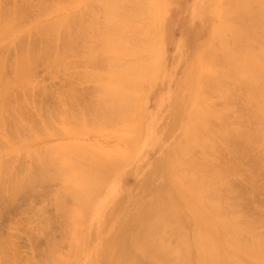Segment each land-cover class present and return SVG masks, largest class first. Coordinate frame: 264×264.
I'll list each match as a JSON object with an SVG mask.
<instances>
[{
    "label": "rangeland",
    "instance_id": "374dc122",
    "mask_svg": "<svg viewBox=\"0 0 264 264\" xmlns=\"http://www.w3.org/2000/svg\"><path fill=\"white\" fill-rule=\"evenodd\" d=\"M120 1L111 21L106 0H0V68L22 105L0 102V264H112L135 240L130 264H200L199 231L219 264H264V0ZM134 3L137 37L120 20ZM165 192L177 220L151 206Z\"/></svg>",
    "mask_w": 264,
    "mask_h": 264
},
{
    "label": "bare ground",
    "instance_id": "6f19581e",
    "mask_svg": "<svg viewBox=\"0 0 264 264\" xmlns=\"http://www.w3.org/2000/svg\"><path fill=\"white\" fill-rule=\"evenodd\" d=\"M106 1H107L106 5L109 6V11H108V10H107V11H108V13L110 12V15H111V16H110V15L108 14V15H109V19L112 21L113 17H116V16H117L116 14H118V16H119V13H115L114 9H116V8L120 5L119 3L122 2V1L118 0L119 3H118L116 0H106ZM131 1H132V0H131ZM133 1H134V0H133ZM143 1H144V0H143ZM146 1H147L146 3H148V1H150V0H146ZM226 1H227V0H226ZM230 1H231V0H230ZM230 1H229V2H230ZM243 1H244V0H242L241 2H243ZM260 1H261V0H260ZM262 1H263V0H262ZM129 2H130V1H129ZM135 2H136V1H135ZM220 2H221V0H220ZM245 2H246V0H245ZM245 2H243L242 4H244ZM263 2H264V1H263ZM263 2H262V3H263ZM81 3H82V2H81ZM81 3H80V4H81ZM85 3H86V2H85ZM87 3H89V2H87ZM140 3H142V2L140 1ZM140 3H138L139 6L141 5ZM254 3H255V2H254ZM257 3H258V2H257ZM259 3H260V2H259ZM262 3L259 4L261 7H262ZM102 4H104V3L102 2ZM117 4H119V5H117ZM128 4H129V3H128ZM130 4H132V3H130ZM134 4H135V3H134ZM138 4H135V5L138 6ZM240 4H241V3H240ZM242 4H241V7H244V5H242ZM247 4H248V1H247ZM132 5H133V4H132ZM132 5H131V6H132ZM142 5H143V4H142ZM245 5H246V3H245ZM103 6H104V5H103ZM103 6H102V7H103ZM108 6H107V7H108ZM137 6H136L135 9L133 10V12L131 11L132 13H131V12H130V13H126V15H124V17L126 16L127 18H120V20H121V19L124 20V21H125V19L128 20V19H129L128 16H129L130 14L132 15L136 9H137V10H138V9L140 10V9L143 8V7L140 8L139 6H138L139 8H137ZM263 6H264V3H263ZM104 7H105V6H104ZM219 7H220V6H219ZM145 8H146V7H145ZM263 8H264V7H263ZM263 8H262V9H263ZM107 9H108V8H107ZM127 9H128V8H127ZM143 9H144V8H143ZM221 9H222V8H221ZM120 10H121V9H120ZM120 10H119V12H120ZM125 11H126V10H125ZM116 12H118V8H117ZM128 12H129V11H128ZM140 12L142 13V10H141ZM140 12H139V11H138V12L136 11V13L133 15V16H134V17H133V18H134V21H133V22H130V21H131L130 19L133 20V18H130V19H129V22L126 21V23H125L124 21H122V23H123V22H124L125 24L128 23L127 25H124V24H123L124 27L122 26L123 28H125L126 31L130 32V33H128V34H132V33H133L134 36L137 35V34H136V30H137V28H135V26L138 27V25H140V24L142 23V21H143L142 19L139 20V19H140L139 16L136 17V15L139 14ZM223 12H224V10H223ZM223 12H221V13H223ZM225 12H226V11H225ZM105 13H106V12H105ZM141 13H140V14H141ZM221 13H220L219 15H221ZM113 14H115L116 16H113ZM122 14H123V12H122ZM131 15H130V17H132ZM224 15H226V14L223 13V14L221 15V17L224 16ZM112 16H113V17H112ZM118 16H117V17H118ZM120 16H122V15H120ZM217 16H218V15H217ZM111 17H112V18H111ZM140 17H141V16H140ZM137 18H138V22H139V24H138L137 22H135V20L137 21ZM141 18H142V17H141ZM115 19H116V18H115ZM220 19H221V18H220ZM117 20H119V19L117 18ZM140 21H141V23H140ZM2 22H3V21H2ZM2 22H1V23H2ZM113 22H114V20H113ZM122 23H119V25H120V24L122 25ZM218 23H219V22H218ZM136 24H138V25H136ZM142 24H143V23H142ZM142 24H141V26H142ZM226 24H228V23H226ZM121 25H120V26H121ZM218 25H219V24H218ZM218 25H217V26H218ZM224 25H225V24H224ZM59 26H60V25H59ZM107 26H108V25H107ZM126 26H127V28H129V27H133V28H131V29H126ZM221 26H222V24H221ZM221 26H218L217 28L219 29V27H221ZM114 27H115V26H114ZM62 28H63V27H62ZM213 28H214V27H213ZM215 28H216V26H215ZM107 29H108V28H107ZM107 29H105V30H107ZM109 29H110V28H109ZM133 29H136V30H133ZM218 29H217V30H218ZM221 29H222V28H221ZM221 29H219V30H221ZM113 30H114V28H112V31H113ZM116 30H118V29H115L114 31H116ZM119 30H120V29H119ZM129 30H130V31H129ZM131 30H133V31H135V32H133V31L131 32ZM138 30H139V29H138ZM217 30L215 29V31H217ZM219 30H218V32H220ZM226 30H227V29H226ZM232 30H233V29H232ZM51 31H52V30H51ZM109 31L112 32L111 29H110ZM152 31H153V30H152ZM233 31H234V30H233ZM49 32H50V31H49ZM106 32H107V31H106ZM106 32H105V33H106ZM116 32H117V31H116ZM124 32H125V31H124ZM112 33H113V32H112ZM120 33H122V29H121ZM125 33H126V32H125ZM235 33H236V32H235ZM133 34H132V35H133ZM216 34H217V33H216ZM108 35H109V34H108ZM116 35H117V33H116ZM122 35H125V34L122 33ZM238 35H239V33H238ZM112 36H114V35H112ZM128 36L130 37V35H128ZM134 36H133V38L135 39ZM235 36H236V35H235ZM115 37H117V36H115ZM124 37H125V36H124ZM136 37H137V36H136ZM105 38H106V37H105ZM110 38H111V36H110ZM118 38H120V37L118 36ZM125 38H127V35H126ZM222 38H223V37H222ZM106 39H107V38H106ZM120 39H121V38H120ZM130 39H131V38H130ZM134 39H133V41H135ZM109 40H110V39H109ZM116 40H118V39L116 38ZM127 40H128V39H126L125 42H126ZM104 41H105V40H104ZM111 41H112V39H111ZM111 41H110V43H109L108 41H107V42H108L109 44H115V46L117 45L115 42H114V43H111ZM113 41H115V38H114V37H113ZM118 41H119V40H118ZM130 41H131V40H130ZM120 42H121V41H120ZM125 42H124V44H125ZM117 43H118V42H117ZM127 43H128V42H127ZM104 44H105V42H104ZM120 44H121V43H120ZM148 44H150V42L147 43V47H148V49H149L150 46H148ZM125 45H127V44H125ZM131 45H134V46H135L136 43H135V44H131ZM121 46H122V45H121ZM129 46H130V45H129ZM129 46H127V47H129ZM134 46H133V47H134ZM137 46H138V45H136V47H137ZM139 46H140V45H139ZM106 47H108V44L106 45ZM110 47H111V46H110ZM116 47H117V46H116ZM122 47H124V46H122ZM140 47H141V46H140ZM140 47H139V48H140ZM118 48H119V47H118ZM130 48H131V47H130ZM139 48H138V49H139ZM142 48H143V47H142ZM140 49H141V48H140ZM144 49H145V48H144ZM124 50H126V49H124ZM132 50H133V49H132ZM132 50H131V51H132ZM142 50H143V49H142ZM117 51H118V50H116V52H117ZM120 51H123V50H120ZM126 51H127V50H126ZM126 51H125V52H126ZM129 51H130V50H129ZM139 51H141V50H139ZM143 51H145V50H143ZM143 51H141V52L143 53ZM0 52H1V51H0ZM116 52H115V53H116ZM118 52H119V51H118ZM123 52H124V51H123ZM133 52H136V49H135V51H133ZM146 52H147V51H146ZM146 52H145V53H146ZM113 53H114V52H113ZM245 53L247 54L248 51L245 52ZM250 53H251V55H252V52H249V56L247 55L248 59H245L246 54H243V55H245V56H243V62H245L244 66L247 68V70H249L250 67L252 68V66L255 67L254 65H256V64L259 63L258 60H257V61L255 60V59H257V58L251 56ZM121 54H122V52H121ZM124 54H125V53H124ZM129 54H131V53H129ZM135 54H137V52L134 53V55H135ZM0 55H1V54H0ZM134 55H131V56H133V57L135 58ZM147 55H148V54H147ZM117 56H118V55H117ZM121 56H122V55H121ZM137 56H138V55H137ZM119 57H120V55H119ZM125 57H126V56H125ZM127 57H129V56H127ZM249 57H250V58H249ZM251 57H252L253 59H252ZM2 58H3V56L1 55V61L5 60L4 58H3V59H2ZM115 58H116V57H115ZM254 58H255V59H254ZM116 60H117V59H116ZM245 60H246V61H245ZM134 61H135V60H134ZM140 61H141V58H140ZM202 61H203V60H202ZM253 61H256V62H258V63L253 62ZM17 62H18V61H17ZM17 62H16V63H17ZM130 62H131V65H132V64H133L132 61H130ZM130 62H129V64H130ZM138 62H139V60H138ZM138 62H137V60H136V63H137V64H138ZM3 63H4V62H3ZM5 63H6V62H5ZM136 63H135V64H136ZM0 64H1V63H0ZM18 64H19V63H18ZM18 64H16V65L18 66ZM20 64H21V63H20ZM3 65H4V64L0 65V67L2 68ZM16 65H15V67H17ZM141 65H142V64H141ZM6 66H7V65H6ZM21 66H22V65H21ZM24 66H25V65H24ZM127 66H128V65H127ZM129 66H130V65H129ZM9 67H11V66H9ZM15 67H13V65H12L11 68L14 69ZM18 67H19V66H18ZM135 67H136V66H135ZM245 67L242 68V69H243V70H242L243 73H244V71L246 70ZM1 68H0V102H3V103H4L5 106H4L3 108H5L6 110H7V109H8V110H9V109L13 110L12 108L16 106L17 108H16V107H15L16 109L14 108V113H16V111H17V112H19V113H18V115H19V114H20V111H21L20 108H21L22 105L20 104V105L17 106V103H16V105H15L14 103H15L16 101H14V102L11 101V103H13L12 105H11V103H10V100H11L13 97H14V99H16V97H17V96H14V95H15V91H14V90H15L16 88L13 87V85H15V84H12V86H10L11 83H13V82L10 83V82H9L10 80L6 79V73H3L2 70H1ZM20 68H21V67H20ZM27 68H28V67H27ZM131 68H133V67H131ZM251 68H250V69H251ZM13 69H12V70H13ZM15 69H16V68H15ZM15 69H14V70H15ZM23 69H24V68H23ZM23 69H21V70L23 71ZM28 69H29V68H28ZM113 69H114V68H113ZM252 69H253V68H252ZM17 70H18V69H16L15 71H17ZM26 70H27V69H26ZM26 70H24V71H26ZM30 70H31V69H30ZM110 70H111V69H110ZM20 72H21V71H20ZM30 72H31V71H30ZM109 72H110V71H109ZM117 72H119V71H117ZM122 72H123V71H122ZM130 72H131V71H130ZM209 72H210V71H209ZM247 72H248V71H246V73H247ZM14 73H15V72H14ZM18 73H19V72H18ZM28 73H29V72H28ZM124 73H125V72H124ZM124 73H123V74H124ZM15 74H16V73H15ZM19 74H20V73H19ZM22 74H23V73H22ZM26 74H27V73H26ZM24 75H25V73H24ZM111 75L113 76L112 73H111ZM244 75H245V74H244ZM13 76H16V78H17V76L19 77V75H13ZM22 76H23V75H22ZM118 76H120V75H118ZM122 76H123V75H122ZM122 76H120V77H122ZM124 76H127V75L124 74ZM203 76H204V75H203ZM25 77H26V76H25ZM209 77H210V76H209ZM12 78H13V77H12ZM21 78H22V77H21ZM27 78H28V77H27ZM110 78H111V77H110ZM122 78H123V77H122ZM201 78H203V77H201ZM23 79H24V78H23ZM113 79H115V78H113ZM117 79L119 80V78H117ZM7 80H8V81H7ZM14 80H15V79H14ZM110 80H111V79H110ZM120 80H121V79H120ZM129 80H130V79H129ZM4 81H5V85H4V83H2V82H4ZM15 82H16V81H15ZM204 82H205V81H204ZM9 83H10V85H9ZM116 83H117V81H116ZM118 83H119V82H118ZM121 83H122V82H121ZM125 83H126V82H125ZM127 84H128V83H127ZM127 84H126V85H127ZM131 84H132V82H131ZM201 84H202V83H201ZM116 85H117V84H116ZM122 85H123V84H122ZM204 85H205V84H204ZM204 85H202L203 88H204ZM206 85H207V84H206ZM123 86H125V85H123ZM23 87H24V86H23ZM34 87H35V86H34ZM118 87H119V86H118ZM118 87H117V88H118ZM14 88H15V89H14ZM19 88H20V87H19ZM19 88H18V86H17V90H18ZM25 88H26V87H25ZM110 88H111V87H110ZM123 88H124V87H123ZM13 89H14V90H13ZM112 89H113V88H112ZM112 89H111V90H112ZM115 89H116V88H115ZM119 89H120V88H119ZM121 89H122V88H121ZM21 90H22V89L20 88V91H21ZM26 90H28V92L30 91V89H26ZM26 90H25V91H26ZM31 91H33V90H31ZM31 91H30V93H31ZM122 91H123V89H122ZM23 92H24V88H23ZM18 93H19V91H18ZM18 93H17L16 95L19 96ZM26 93H27V92H26ZM115 93H116V91H115ZM119 93H120V91H119ZM119 93H118V95H119ZM122 93H123V92H121V94H122ZM28 94H29V93H28ZM123 94H124V93H123ZM200 95H202V93H201ZM29 96H31V95H29ZM111 96H112V95H111ZM111 96H110V97H111ZM118 97H119V96H118ZM121 97H122V96L120 95V98H121ZM123 97H124V96H123ZM205 97H206V96H205ZM113 98H115V97H113ZM113 98H111V99H113ZM120 98H119V99H120ZM31 99H32V98H31ZM111 99H110V100H111ZM117 99H118V98H117ZM122 99H123V98H122ZM122 99H120V100H122ZM120 100L118 101V103L120 102ZM125 100H126V99H125ZM18 101H19V100H18ZM113 102H114V101H113ZM113 102H112V103H113ZM115 102H116V101H115ZM123 102H124V100H123ZM28 103H29V101H28ZM125 103H126V102H125ZM204 103H205V102H204ZM31 104H32V103H31ZM31 104H30V105H31ZM120 104H121V103H120ZM205 104H208V103H205ZM0 105H1V104H0ZM2 105H3V104H2ZM14 105H15V106H14ZM25 105H26V104H25ZM112 105H114V104H112ZM12 106H13V107H12ZM122 106H124V104H122ZM114 107H115V106H114ZM192 107H195V106H192ZM112 108H113V107H112ZM116 108H117V107H116ZM34 109H35V108H34ZM195 109H196V112H195V113H194V111H192L194 114H198L199 112L203 113V112L201 111V107H200V106L196 107ZM6 110L3 109V112L6 111ZM11 110H10V111H11ZM22 111H23V110H22ZM8 112H9V111H8ZM24 112H25V111H23L22 114H23ZM26 112H27V111H26ZM32 112H33V110H32ZM1 113H2V112H1ZM6 113H7V112H6ZM190 113H191V112H190ZM24 114H25V113H24ZM24 114H23V115H24ZM1 115H2V114H1ZM11 115H12V114H11ZM14 115H15V114H14ZM16 115H17V113H16ZM25 115H26V114H25ZM27 115H30V113L28 114V112H27ZM27 115H26V116H27ZM19 116H20V115H19ZM19 116H17V117H19ZM10 117L13 118L12 116H10ZM196 117H197V116H196ZM196 117H195V118H196ZM198 117H199V116H198ZM202 117H203V115H202ZM202 117H201V118H202ZM14 118H15V117H14ZM14 118L11 119V120H12L11 123H12L13 126H14V125L16 126V125H17L16 123H17L18 121H17V119L14 120ZM19 118H20V117H19ZM22 118H23V117H22ZM195 118L193 119L194 121H192V122L190 123V126H191V124H192L193 122H196V121H197V119L195 120ZM203 118H204V117H203ZM205 118H206V117H205ZM11 120L8 119V122H7L6 124H9ZM198 120L200 121V118H199ZM201 120H202L201 122H198V121H197V122L200 123V124H202V123L204 122V120H203V119H201ZM5 122H6V121H5ZM189 122H190V121H188V124H189ZM18 123H19V122H18ZM20 123H21V122H20ZM198 123H196V124H197V125H200V124H198ZM21 124H22V123H21ZM188 124H187V125H188ZM0 125H1V124H0ZM197 125H196V127H197ZM207 125H208V124H207ZM15 126H14V127H15ZM193 126H195V125H193ZM200 126H202V125H200ZM200 126H198V127H200ZM20 127H22V126H20ZM196 127L192 128V126H191L192 131L195 129L194 132H192V131L188 128V130H189V131H188V132H189L188 134L192 133V135L190 134L189 137H190V136H193V135L195 136V134H196L197 131H198V129L196 130ZM4 128H5V126H4ZM6 128H7V127H6ZM15 128L17 129L18 127H15ZM16 129H15V130H16ZM199 129H201V127H200ZM202 129H203V127H202ZM1 131H2V129H1ZM1 131H0V132H1ZM7 131H8V130H7ZM190 131H191V132H190ZM195 132H196V133H195ZM4 134H5V133H4ZM8 134H9V133H8ZM188 134H187L186 136H188ZM6 135H7V133H6ZM196 136H197V135H196ZM208 136H209V135H208ZM203 137H204V136H203ZM191 138H192V137H191ZM207 139H208V138H207ZM190 140H191V139H190ZM194 140H195V138H194ZM197 140H199V139H197ZM205 141H206V140H205ZM183 142H184V141H183ZM186 142H187V141H186ZM195 142H196V141H195ZM188 145H190V142H189ZM184 146H185V145H184ZM178 147H179V146H178ZM189 147H190V146H189ZM193 147H194V146H193ZM180 148H183V146H180ZM180 148H179V149H180ZM184 148H186V147H184ZM181 150H182V149H181ZM85 153H86V152H85ZM86 155H87V154H85V155L83 154V155H81V157H80V159L83 160V161H82L83 163H84V161H86V160H85V157H84L83 159H82V157H83V156H86ZM88 156H90V155H88ZM88 156H86V159L88 158ZM91 156H92V155H91ZM102 158H104V157H102ZM94 159H95V158H94ZM181 159H182V157H181ZM91 160H92V158L90 159V162L93 161V160H92V161H91ZM87 161H89V160H87ZM87 161H86V162H87ZM102 161H103V160H102ZM80 162H81V161H80ZM90 162H89V163H90ZM108 162H109V161H108ZM112 162H113V161H112ZM199 162H200V161H199ZM204 162H205V161H204ZM204 162H203V163H204ZM72 163H73V162H72ZM77 163H79V162H77ZM87 163H88V162H87ZM87 163H85V165H86ZM106 163H107V162H106ZM75 164H76V163H75ZM75 164H74V166H75ZM90 164H91V163H90ZM92 164H93V163H92ZM92 164H91V166H92ZM94 164H96V159H95ZM97 164L100 165V167H101L102 169L104 168L103 166H101L102 163L99 164V162H97ZM97 164H96V165H97ZM68 165H69V164H68ZM72 165H73V164H72ZM72 165H71V164L69 165V167H68L69 170L78 167V165H76L75 167H74V166L71 167ZM81 165L83 166V164L80 163V166H81ZM87 165H89V164H87ZM103 165H104V164H103ZM109 166H110V165H109ZM112 166H113V165H112ZM70 167H71V169H70ZM97 167H99V166H97ZM87 168L89 169V167H87ZM105 168H107V167H105ZM108 168H109V167H108ZM113 168H114V167H113ZM193 168H194V167H193ZM197 168H198V167H197ZM64 169H66V168L64 167ZM78 169H79V172H80V168H78ZM89 170H90V169H89ZM92 170H93V169H92ZM92 170H91V171H92ZM107 170H108V169H107ZM151 170H152V169H151ZM194 170H195V169H194ZM84 171H85V170H83V172H84ZM110 171H111V170H110ZM155 171H157V170H155ZM155 171H154V172H155ZM67 172H69V171H66V173H67ZM72 172H73V171H72ZM86 172H89V171L87 170ZM103 172H104V171H103ZM106 172H107V171H106ZM106 172H105V173H106ZM150 172H151V171H150ZM84 173H85V172H84ZM89 173H91V175H88ZM89 173H88V174L85 173V174H84V175H85V179H82V180H84V181L86 182L85 184H87V183H90V184H91V183H92L91 185H93V183H95V182H99V181L101 180V182H100L99 184H102L101 187H103V183H105V181H106L105 178H104V177L102 178V176H100V177H99L100 179H99V178H97V176H98L97 174H96L97 176H95L94 173H92V172H89ZM105 173H104V174H105ZM81 174H82V172H81ZM156 174H157V173H156ZM68 175H70V173H68ZM154 175H155V174H154ZM157 175L159 176V174H157ZM82 176H83V175H82ZM80 177H81V176H80ZM159 177H160V176H159ZM106 178H107V177H106ZM211 178H212V177H211ZM73 179H74V178H73ZM79 179H80V178H79ZM75 180H76V179H75ZM96 180H98V181H96ZM199 180H200V179H199ZM199 180H197V182H198ZM202 180H203V179H202ZM77 181H78V180H77ZM160 181H161V180L159 179V183H160ZM203 181H204V180H203ZM203 181H202V182H203ZM81 182H82V181H81ZM199 182H200V181H199ZM106 183H107V182H106ZM106 183H105V185H106ZM159 183H158V184H159ZM200 183H201V182H200ZM85 184H83V185H85ZM95 184H96V183H95ZM97 184H98V183H97ZM195 184H197V183H195ZM204 184H205V182H204ZM81 185H82V184H81ZM78 186H79V185H78ZM89 186H90V185H88V187H89ZM157 186H158V185H157ZM198 186H199V185H198ZM83 187H84V186H83ZM85 187H86V185H85ZM91 187H92V186H91ZM95 187H96V186H95ZM98 187H99V186H98ZM200 187H201V186H200ZM203 187H205V186H203ZM80 188H81V187H80ZM80 188H77V189H80ZM86 188H87V187H86ZM86 188H85V189H86ZM190 188H191V187H190ZM201 188H202V187H201ZM85 189H84V190H85ZM89 189H90V188H89ZM91 189H92V188H91ZM91 189H90V191H91ZM96 189H97V190H96ZM96 189H95L96 191L100 192V191L98 190L99 188L96 187ZM87 190H88V189H87ZM92 190H93V189H92ZM157 190H158V189H157ZM80 191H82V190H80ZM102 191H103V190H102ZM102 191H101V192H102ZM159 191H160V190H159ZM73 192H74V191H73ZM76 192H77V190H76ZM78 192H79V191H78ZM78 192H77V193H78ZM93 192H95V191H93ZM93 192H90V193L88 192L89 194H88V195L86 194V196H85V195H84V194L86 193V190H85V193L83 194V196H82L81 193H78L76 196H78V195L81 194V195H80V196H81L80 201L82 202L84 199H85L86 201H88V199L91 198V197L93 196ZM198 192H199V191H198ZM107 194H108V193H107ZM158 194H159V192H158ZM91 195H92V196H91ZM108 195H109V194H108ZM159 196H160V195H159ZM203 196H204V195H203ZM74 197H75V196H74ZM78 197H79V196H78ZM78 197H76V198H78ZM106 199H107V196H106V195H103V197H102V202H104ZM84 202H85V201H84ZM86 203H87V202H86ZM168 203H169V204L172 203V199H171L170 196H168V193L165 192V195H164V193H163L160 197H158V199H156V200L154 201L153 205H151V206H155V211L157 212L158 216L162 214L163 216L165 215V217L167 216L168 218H171V219H173V220H175V219L177 220V210H176V207H175V206H174V207H173V206L170 207L171 204L169 205ZM184 203H185V202H184ZM187 203H188V202H187ZM88 204H90V203H88ZM84 205H87V204L84 203ZM87 206H88V205H87ZM81 207H82V204H81ZM192 207L194 208V206H192ZM79 209H80V207H79ZM150 209H151V208H150ZM179 209H180V208H179ZM86 210H87V209H86ZM146 210H148V209H146ZM13 211H14V210H13ZM196 211H198V210H196ZM210 211H211V210H210ZM212 211H213V210H212ZM212 211H211V212H212ZM214 211H215V210H214ZM79 212H82V214H83V213L85 214L86 211H85V212H83V211H79ZM149 212H150V210H149ZM151 212H152V211H151ZM156 212H155V213H156ZM179 212H180V210H179ZM187 213H188V212H187ZM215 213H217V212L215 211ZM80 214H81V213H80ZM179 214H180V213H179ZM7 215H8V214H7ZM201 215H202V214H201ZM145 216H146V215H145ZM147 216H148V214H147ZM154 216L156 217V214H155ZM145 219H147V218L143 217V220H145ZM154 219H155V218H154ZM147 220H148V219H147ZM147 220H146V221H147ZM166 220H167V219H166ZM152 221H153V219H152ZM80 222H82V221L80 220ZM161 222H162V221H161ZM167 222H169V220H167ZM170 222H171V221H170ZM203 222H204V221H203ZM149 223H150V221H149ZM151 223H152V222H151ZM151 223H150V224H151ZM141 224H142V223H141ZM159 224H160V223H159ZM179 224H180V223H179ZM157 225H158V224H157ZM157 225H156V223H153V225H150V227H151V229H152V227H154V226L157 227ZM164 225H165V224H164ZM139 226H141V225H139ZM139 226H138V227H139ZM143 226H144V225H142V227H143ZM219 226H220V225H219ZM150 227H149V228H150ZM136 228H137V227H136ZM136 228H135V230H136ZM225 228H226V227H225ZM230 228H232V227H230ZM8 229H9V227H8ZM10 229H11V228H10ZM137 229H138V228H137ZM219 229H221V228H219ZM14 230H15V228H14ZM132 230H133V229H132ZM142 230H143V229H142ZM210 230H211V229H210ZM228 230H229V229H228ZM231 230H232V229H231ZM231 230H230L229 232H231ZM235 230H236V229H235ZM11 231H13V230H11ZM15 231H16V230H15ZM221 231H222V230H221ZM232 231H233V230H232ZM129 232H131V231H129ZM139 232H140V231H139ZM143 232H144V231H143ZM233 232H234V231H233ZM239 232H240V231H239ZM137 233H138V232H136V234H137ZM140 233H141V232H140ZM204 233H205V232H200V231H199V233H198V232H197V233H194L195 236L197 235V237H198V238H195V237H194L195 240L197 239L195 245H193L194 242H192V245H193V246H196V250H195V251H196V255L199 254V257L197 256V260L200 261V262H199L200 264H219V261H218V253H217L218 250L215 248V245H214L212 239H210V237H208V236L205 235ZM224 233H225V232H224ZM9 234H10V233H9ZM11 234L13 235V232H11ZM133 234H134V230H133V232H132V235H133ZM136 234H134V235L136 236ZM138 234H139V233H138ZM147 234H148V233H147ZM201 234H202V235H201ZM203 234H204V235H203ZM206 234H207V233H206ZM231 234H232V233H231ZM139 235H140V234H139ZM182 235H183V234H182ZM198 235H200V236H198ZM9 236H10V235H9ZM135 236H134L133 238H135ZM140 236H141V235H140ZM142 236H143V235H142ZM145 236H146V235H145ZM145 236H143V237H145ZM206 236H207V237H206ZM231 236H232V235H231ZM137 237H138V236H137ZM146 237H147V236H146ZM183 237H184V236H183ZM9 238H10V237H9ZM133 238H132V240H133ZM138 238H139V237H138ZM140 238L142 239V237H140ZM194 238H193V239H194ZM5 239H7V238H5ZM141 239H140L141 242L144 241V240H143L144 238H143L142 240H141ZM181 239L183 240V238H181ZM184 239H185V238H184ZM225 239H226V238H225ZM195 240H194V241H195ZM6 241H7V240H6ZM8 241H9V240H8ZM145 241H146V240H145ZM180 241H181V240H180ZM191 241H192V240H191ZM233 241H234V240H233ZM132 242H133V241L130 242V246H128V248H129V247H131V248L133 247L132 249H135V251L137 250V251H136L137 253L139 252V251H138V248H139V250H140L141 248L144 247V245H141V246H140L136 240H135L134 245H133ZM183 242H185V241L183 240ZM183 242H181V243H183ZM144 243H145V242H144ZM144 243H141V244H144ZM186 243H187V242H186ZM232 243H233V242H232ZM4 244H5V243H4ZM131 245H132V246H131ZM181 245H184V244H181ZM185 245H186V244H185ZM187 245H189V244H187ZM234 245H235V243H234ZM0 246H1V245H0ZM11 246H12V245H11ZM235 246H237V245H235ZM6 247H7V244H6ZM13 247H14V246H13ZM73 247H74V246H73ZM140 247H141V248H140ZM181 247H182V246H181ZM183 247H184V246H183ZM183 247H182V251L184 252L185 250L183 249ZM189 247H190V246H189ZM184 248H185V247H184ZM73 249H74V248H73ZM73 249H72V251H73ZM132 249L129 248V249L127 250V252H125V253H121L120 251H122V250L119 249V251L116 252L117 255L115 256V258H114L112 264H130L131 262H130V260L128 259V258H129V257H128V253H129V250H132ZM185 249H187V248H185ZM252 249H253V248H252ZM1 250H2V249H1ZM4 250H5V249H4ZM70 250H71V248H70ZM244 250H245V249H244ZM142 251H143V249L140 250V253H143ZM250 251H251V250H250ZM252 251H253V250H252ZM252 251H251V253H252ZM3 252H4V251H3ZM179 252H180V251H179ZM183 252H182V253H183ZM186 252H188V250H187ZM253 252H255V251H253ZM184 253H185V252H184ZM224 253H225V252H224ZM246 253H247V251H246ZM177 254H178V253H177ZM182 255H183V254H182ZM224 255H225V254H224ZM255 255H256V254H255ZM178 256H179V255H178ZM259 256H260V254H259ZM118 257H120L121 259H119ZM125 257H128V258H126V259H122V258H125ZM230 257H231V256H228V257H227V258H228V262L231 260ZM233 259L236 261L235 264L240 263V261H238L237 259H235V257H233ZM233 259H232V263H234ZM260 259L262 260V258H260ZM237 262H238V263H237ZM259 262H260V260H259ZM71 263H72V262H71ZM63 264H64V263H63ZM228 264H231V262H229Z\"/></svg>",
    "mask_w": 264,
    "mask_h": 264
}]
</instances>
